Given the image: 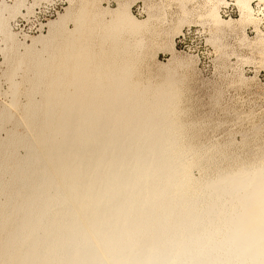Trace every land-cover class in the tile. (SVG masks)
<instances>
[{
  "label": "bare ground",
  "instance_id": "obj_1",
  "mask_svg": "<svg viewBox=\"0 0 264 264\" xmlns=\"http://www.w3.org/2000/svg\"><path fill=\"white\" fill-rule=\"evenodd\" d=\"M15 1L0 7L13 54L0 130L14 120L11 107L22 111L0 141V264H264V157L192 176L209 158L185 141L174 76L154 87L134 80L122 39L143 24L129 8L106 21L97 0H81L49 24L59 29L40 38L42 49L34 39L19 54L5 13L31 10ZM253 1L264 2L237 6L240 21L256 26ZM222 2L206 17L229 26Z\"/></svg>",
  "mask_w": 264,
  "mask_h": 264
},
{
  "label": "rangeland",
  "instance_id": "obj_2",
  "mask_svg": "<svg viewBox=\"0 0 264 264\" xmlns=\"http://www.w3.org/2000/svg\"><path fill=\"white\" fill-rule=\"evenodd\" d=\"M217 1L97 0L95 8L109 21L113 12L127 6L143 24L139 31L127 33L122 39L133 51L138 71L134 80L153 87L171 76L177 81L178 120L184 124L185 141L201 148L209 158L203 170H192L195 179L215 177L218 171L264 157V57L259 45V37L264 40V2H252L258 22L256 32V26L240 21L237 0H223L225 3L219 6L222 19L231 22L229 26L209 23L207 13ZM15 2L0 0V7H12ZM24 2L29 13L25 8L15 16L5 13L18 44L14 52L19 54L35 40V49H42L41 39L59 29L56 25L52 30L49 24L58 21L67 9L75 12L81 0ZM74 26L72 20L65 25L69 31ZM135 41L141 45L135 47ZM12 56L0 35V112L11 105L8 75ZM22 76L23 72L18 73V83ZM28 87L26 83L20 86L21 106L27 102ZM13 109L14 120L0 130V141L21 118L22 111ZM18 153L22 157L25 151L19 149Z\"/></svg>",
  "mask_w": 264,
  "mask_h": 264
}]
</instances>
